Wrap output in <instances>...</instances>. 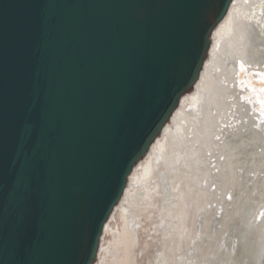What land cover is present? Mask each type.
<instances>
[{
  "label": "water",
  "instance_id": "1",
  "mask_svg": "<svg viewBox=\"0 0 264 264\" xmlns=\"http://www.w3.org/2000/svg\"><path fill=\"white\" fill-rule=\"evenodd\" d=\"M234 1L0 0V191L33 165L22 207L0 197V264L13 244L21 264L97 263Z\"/></svg>",
  "mask_w": 264,
  "mask_h": 264
},
{
  "label": "bare ground",
  "instance_id": "2",
  "mask_svg": "<svg viewBox=\"0 0 264 264\" xmlns=\"http://www.w3.org/2000/svg\"><path fill=\"white\" fill-rule=\"evenodd\" d=\"M258 81L264 0H235L194 92L131 175L96 264H264Z\"/></svg>",
  "mask_w": 264,
  "mask_h": 264
},
{
  "label": "snow or ice",
  "instance_id": "3",
  "mask_svg": "<svg viewBox=\"0 0 264 264\" xmlns=\"http://www.w3.org/2000/svg\"><path fill=\"white\" fill-rule=\"evenodd\" d=\"M243 70V69H242ZM264 91V88L261 89ZM261 104H264V98L259 101ZM30 130L25 128L21 132L22 139H27L30 137ZM33 167L31 163L26 164L21 168L19 172L14 177L13 180V189L11 192L4 193L0 191V197H8L14 200L19 206L27 201L31 195V183L32 176L30 169ZM8 258L11 260L12 264H21V261L24 259L25 253L23 252L19 244H13L7 250Z\"/></svg>",
  "mask_w": 264,
  "mask_h": 264
},
{
  "label": "rangeland",
  "instance_id": "4",
  "mask_svg": "<svg viewBox=\"0 0 264 264\" xmlns=\"http://www.w3.org/2000/svg\"><path fill=\"white\" fill-rule=\"evenodd\" d=\"M202 148H204V147H202ZM204 153H205V151H204ZM192 252L195 254V250H193V248H192ZM195 256H196V255H195ZM195 256H194V258H195ZM194 258H193V259H194ZM206 258H207V259H203V261H205V262H206V261H210V260L213 261V258H212L211 256L209 257V255H207ZM208 258H209V259H208ZM193 259H192V260H193ZM192 260H191V261H192ZM188 261H189V260H188ZM218 261H219V260H218ZM218 261H217V262H218ZM220 262H221V261H220ZM185 264H189V262L186 261ZM224 264H226V263H224Z\"/></svg>",
  "mask_w": 264,
  "mask_h": 264
}]
</instances>
